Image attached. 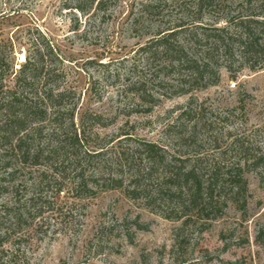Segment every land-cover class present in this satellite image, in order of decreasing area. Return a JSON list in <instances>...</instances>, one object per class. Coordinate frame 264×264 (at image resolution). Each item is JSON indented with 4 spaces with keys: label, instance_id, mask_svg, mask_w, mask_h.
<instances>
[{
    "label": "trees",
    "instance_id": "trees-1",
    "mask_svg": "<svg viewBox=\"0 0 264 264\" xmlns=\"http://www.w3.org/2000/svg\"><path fill=\"white\" fill-rule=\"evenodd\" d=\"M176 1L181 0H153L141 13L156 21L166 4ZM72 2L66 10L88 15L106 12L117 0ZM181 9L171 25L154 24L129 59L122 83L109 76L111 87L134 101L124 106L132 113H148L162 99L188 97L163 129L167 144L123 129L114 137L97 133L115 121L78 111L81 92L70 81L71 67L39 30L25 39L20 63L21 38L0 41V190L19 192L27 170L34 187L1 211L4 216L0 212V246L9 232L26 225V214L42 208V193L61 192L58 182L68 178L80 201L120 191L132 204L171 222L207 224L221 219L229 204L246 208L245 175L257 173L264 184V151L249 134L235 135L228 123L215 129L206 101L193 94L217 86L221 70L236 80L244 69L264 67V0H194ZM97 84L93 81L89 92L100 102Z\"/></svg>",
    "mask_w": 264,
    "mask_h": 264
},
{
    "label": "rangeland",
    "instance_id": "rangeland-1",
    "mask_svg": "<svg viewBox=\"0 0 264 264\" xmlns=\"http://www.w3.org/2000/svg\"><path fill=\"white\" fill-rule=\"evenodd\" d=\"M152 2L117 0L104 13L82 15L65 9L68 3L73 5L72 0H0V41L21 38L16 48L20 63L25 39L39 30L71 67L70 81L81 92L78 111L115 121L107 129H96L97 133L114 137L123 129L150 142L167 144L163 129L173 122L188 97L162 99L148 113H132L124 106L134 101L111 87L113 79L109 78L119 76L122 83L131 65L129 59L154 31V24L171 25L181 8L192 7L194 0L166 4L156 21L148 12L141 13L142 6ZM93 81L103 95L100 102L89 92ZM193 95L206 101L216 120L215 129H224L228 123L235 135L249 134L264 151V67L244 69L236 80L221 70L217 86ZM230 109L235 111L225 122ZM26 173L18 184L23 187L19 192L0 190V212L34 190L33 176ZM245 179L246 208L239 210L229 204L221 219L207 224L167 221L132 204L120 191L80 201L74 196L71 179L59 181L61 192L46 189L42 208L31 210L26 225L7 234L0 246V264H264V184L257 173H247Z\"/></svg>",
    "mask_w": 264,
    "mask_h": 264
},
{
    "label": "bare ground",
    "instance_id": "bare-ground-1",
    "mask_svg": "<svg viewBox=\"0 0 264 264\" xmlns=\"http://www.w3.org/2000/svg\"><path fill=\"white\" fill-rule=\"evenodd\" d=\"M21 57V56H20Z\"/></svg>",
    "mask_w": 264,
    "mask_h": 264
}]
</instances>
